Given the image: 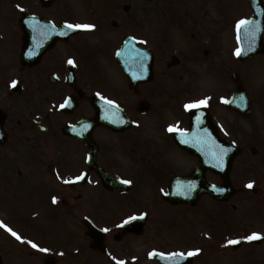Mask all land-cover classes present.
<instances>
[{"label":"flooded vegetation","instance_id":"flooded-vegetation-1","mask_svg":"<svg viewBox=\"0 0 264 264\" xmlns=\"http://www.w3.org/2000/svg\"><path fill=\"white\" fill-rule=\"evenodd\" d=\"M193 6V0H0V110L12 171H25L17 184L3 187L28 198L14 209L27 229L24 248L14 251L24 264H163L150 253L194 249L201 251L174 264H264V152L252 138L241 137V116L226 106L224 79L234 88L238 59L206 32V10ZM129 36L151 55L138 49L134 85L124 52L122 65L116 59ZM97 97L114 101L123 113L108 106L97 116L104 105ZM205 97L203 108H185ZM124 110L135 120L126 129L120 122ZM208 115L220 138L240 147L227 176L233 195L219 201L202 191L191 204L168 202L163 195L172 179L199 167L212 183L225 182L198 154L213 157L204 145L211 138L201 140L195 154L168 130L173 125L188 131L201 117V126L209 127ZM83 119H90L89 126L80 124ZM75 125V135L64 131ZM80 136L97 145L91 165ZM237 162L248 178L235 180ZM125 180L132 183L124 190ZM248 180L253 187L241 184ZM157 202L169 218L161 217ZM131 216L145 217L124 229ZM86 223L100 231L87 233ZM55 225L66 248L44 239L47 226ZM254 232L262 238L242 239ZM231 237L240 239L233 248Z\"/></svg>","mask_w":264,"mask_h":264},{"label":"rangeland","instance_id":"rangeland-1","mask_svg":"<svg viewBox=\"0 0 264 264\" xmlns=\"http://www.w3.org/2000/svg\"><path fill=\"white\" fill-rule=\"evenodd\" d=\"M207 1H205V3L208 4V7L216 6L215 0H210L209 2ZM217 1L220 3V5L218 8L210 9V13H209L210 20L215 25L216 28L215 30H217L219 33V39L224 41L226 46H231L234 42L233 32L236 30L237 21H239L242 18H246L245 16L248 15L247 13L250 12V9L248 8L247 0H217ZM240 69H241L242 77L244 78L245 82H247L248 88L250 90H255L256 94H258L259 97L260 95L262 96L257 100L258 105L259 106L262 105V106L259 109H257L256 112H257L258 120L260 121L259 122L260 125H263L264 124V55L263 57H256L253 60L241 63ZM246 121L247 122H244V127L246 128V130L251 129L252 127L255 128L260 127V125H257L256 119L254 118ZM244 127L242 126L241 129L244 130ZM250 134L251 132L246 131L244 136L249 137ZM240 163L237 162L235 167V171H236L235 173L241 172V168L238 165ZM243 178H248V176L245 175ZM252 199L254 200V197ZM24 201H25L24 193H15L14 196L12 192H9L7 188L0 186V216L2 218L5 217L6 221L10 222V224H12L15 227H18L20 231H24V227L18 220L19 215L17 217V213L14 211V209ZM23 205L25 204L23 203ZM154 205L157 208V210L161 212V217L169 218L170 215L168 210L165 211L160 210L165 207L164 204L157 202ZM54 221L60 222L61 218L59 217L55 218ZM55 231L54 233L49 231V234L46 237H44V239L49 240L47 241V243L50 242L52 244L58 243L59 246L66 248L68 246L66 240L58 241V238L62 233L59 231L55 233ZM14 242L15 241H13L12 243Z\"/></svg>","mask_w":264,"mask_h":264},{"label":"snow or ice","instance_id":"snow-or-ice-1","mask_svg":"<svg viewBox=\"0 0 264 264\" xmlns=\"http://www.w3.org/2000/svg\"><path fill=\"white\" fill-rule=\"evenodd\" d=\"M17 7H19V5ZM67 28L68 29H93V28H95V25H91V24H67ZM236 28H237V32L238 33L243 28L246 34H250L251 39H250V42H249V50H252V47L255 44V37L257 35V32L259 31V27L257 26V21L249 20L247 18H242L239 21H237ZM61 34L62 35H66L67 33L66 32H62ZM243 53H244V49L243 48L238 47L235 50V54L237 56H240ZM137 56H139V53H137ZM68 63L69 64H73L74 61L69 59ZM12 84L14 86L16 84V81H13ZM208 99H209L208 97H205V98H203L201 100L191 102L189 104H186L185 108H187V109H194V108L195 109H199L201 106L207 104ZM233 102H235V101H233ZM240 102L242 104L245 103V98L243 96L240 97ZM65 103H68V101H65ZM114 103H115L114 101H108V104H114ZM63 106L64 105H61V107H63ZM198 119H199V117H198ZM120 122L123 123L124 121L121 120ZM168 130L169 131H177V132H180V131L186 132V130H181V129H178V128L174 129L173 126H169ZM188 142H189L188 140L184 141V143H188ZM227 152H228V149L224 148L223 146H220L219 151L213 153L214 157L218 161V163L216 165L217 167H223V157H224V155L227 154ZM83 178H84V176H83V174H81V176H77L74 179L76 181H79V180H81ZM123 183L131 184L132 182L130 180H125V181H123ZM247 187H249V188L253 187V183L249 182ZM217 191H223V189H217ZM54 200H55V198H54ZM136 218L137 217H135V216H131V217L128 218V220L125 221V223H128V221L134 220ZM0 226H3L4 228H6L7 231H9L17 239L23 240V237L19 236L18 233L13 231L8 225L4 224L2 221H0ZM105 231H107V229H105ZM261 238H262V234L254 232V233H252V234H250V235H248L246 237H243L242 239L248 240V241H252V240L261 239ZM27 243L31 244L32 247H34V248H39V245L33 243L32 241H27ZM227 243L228 244H238V243H240V239L229 240ZM41 250L44 251V252H48L49 251V249H46V248L45 249H41ZM200 251H201L200 249H194V250H189L187 253H184V252H171V253H166V254L165 253L153 252V253H150V255H157L158 254L161 257H165L166 256L167 258H169L170 260H173L175 262L176 260H179V259H185L186 257L194 256L197 253H199ZM119 264H125V262L124 261H119Z\"/></svg>","mask_w":264,"mask_h":264},{"label":"water","instance_id":"water-1","mask_svg":"<svg viewBox=\"0 0 264 264\" xmlns=\"http://www.w3.org/2000/svg\"><path fill=\"white\" fill-rule=\"evenodd\" d=\"M251 1L253 3V6L256 9V12H257V15H258V19H259V20L258 19L255 20V21H257V26L259 27V31L257 33H261L262 28L264 26V22H263L264 18H262V13H263L262 2H261V0H251ZM256 38H258V34L256 35ZM259 49L261 50L260 45L257 46V50H259ZM252 52H254V51H251V53ZM248 55H250V53ZM239 85H240L239 90H240L241 94L244 96L245 95L244 88H243L241 83ZM213 193L216 194V192H213Z\"/></svg>","mask_w":264,"mask_h":264}]
</instances>
